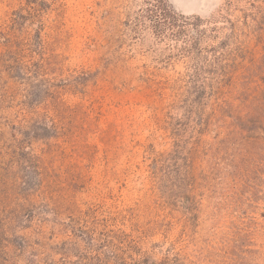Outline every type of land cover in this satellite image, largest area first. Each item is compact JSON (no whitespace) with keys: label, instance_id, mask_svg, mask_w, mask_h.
I'll use <instances>...</instances> for the list:
<instances>
[{"label":"rangeland","instance_id":"374dc122","mask_svg":"<svg viewBox=\"0 0 264 264\" xmlns=\"http://www.w3.org/2000/svg\"><path fill=\"white\" fill-rule=\"evenodd\" d=\"M165 1L208 20L236 0ZM150 3L0 0V264H135L133 248L149 263L264 264V138L231 136L213 170L197 161L208 172L191 232L154 206L152 159L174 148L181 164L193 148L183 95L165 89L188 88L192 64L150 29Z\"/></svg>","mask_w":264,"mask_h":264},{"label":"trees","instance_id":"16d2710c","mask_svg":"<svg viewBox=\"0 0 264 264\" xmlns=\"http://www.w3.org/2000/svg\"><path fill=\"white\" fill-rule=\"evenodd\" d=\"M156 2L159 5L150 3L146 16L150 29L159 40L170 42L169 53L175 52L173 55L185 57L192 64L188 88L181 90V79L176 78L166 83L165 89L183 95L178 100L185 105L186 121L193 123L189 136L193 138V148L181 164L179 152L174 148L165 157L159 154L152 159L151 194L154 206H167L181 215V230L186 233L198 224L202 177L209 169H215L221 146L231 136L244 133L253 134L252 138H264V86L256 81L264 71V0H236L235 4H227L225 15L218 14L208 20L176 14L165 0ZM17 23L15 18L11 19L9 28ZM256 53L260 54L258 59ZM255 90L257 93L253 94ZM248 93L251 95L247 97ZM176 126L183 125L178 121L167 128L174 138L181 136ZM44 131H48L47 126ZM205 138L211 141L206 142ZM207 156L208 170H199L197 161L208 164ZM256 161L262 167L261 155L254 158ZM168 163L173 166H167ZM155 228L156 225L152 230ZM115 241L111 245L117 248L124 244L122 236L116 235ZM132 251L130 257L135 264H186L180 256L149 263L147 257L134 259L136 252L134 248Z\"/></svg>","mask_w":264,"mask_h":264}]
</instances>
